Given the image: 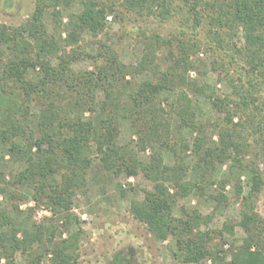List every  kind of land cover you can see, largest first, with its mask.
Instances as JSON below:
<instances>
[{
	"label": "trees",
	"instance_id": "trees-1",
	"mask_svg": "<svg viewBox=\"0 0 264 264\" xmlns=\"http://www.w3.org/2000/svg\"><path fill=\"white\" fill-rule=\"evenodd\" d=\"M35 1L32 15L19 26L0 24V164L6 156L22 163V169L13 175L14 184L31 189L35 201L49 208L57 220L44 217L40 222L33 221L22 215L18 205L14 213L0 210V264H21L16 262L18 252L28 255V264H41L49 254L53 264H80L83 230L63 238L59 222L78 219L72 213L73 198L88 184L93 154L117 176L142 173L153 183L142 199L131 200L130 212L148 226L157 240L173 237L177 245L174 255L181 262L264 264V218L254 204L264 186V171L260 163L245 161L251 145L244 136L246 125L235 121L237 115L242 120L252 105L259 108V93L264 89V0L121 3L127 11L142 14L148 10L156 15L158 11L162 18L184 14L187 24L192 21L190 26L194 28L208 20L217 45L224 48L229 44L227 38L233 40L240 34L243 45L234 44L244 56L240 81L231 79L232 93L227 95L216 94L207 83L198 85L188 79L189 71L200 67L198 60L191 59L196 42L175 37L178 52L170 51L167 60L171 62L162 68L158 52L172 46L174 39L157 33L145 41L144 54L137 63L121 61L116 50L105 44L92 55L102 62L96 71H75L72 64L80 54L75 49L68 52L65 47L78 45L86 31L94 35L105 31L108 17L118 16L117 4L105 0ZM76 1L81 10L69 14L65 22L63 10ZM48 9L55 20L53 31L45 22ZM145 71L153 72L155 77L129 90L131 81L127 76ZM188 88L194 95L208 97L212 108L221 114L217 142L208 139V124L197 120L199 106ZM99 91L104 94L102 98L98 97ZM166 91H175L179 127L196 133L192 144L179 129L173 133L172 123L157 103ZM254 110L248 116L255 115ZM121 118L131 119L139 127L140 150L155 149L148 161L141 159L130 143L119 142ZM188 151L196 157L197 179L188 178ZM166 152H172L173 164L166 163ZM229 159L233 163L228 176L216 181L218 165ZM245 174L248 191L242 180ZM231 181L241 205L237 223L228 221L221 229L200 230L202 224H209L212 215L204 216L198 209L175 215L179 197L205 195L211 184L220 188L212 198L219 204L226 202L224 190ZM7 183L0 165V191ZM237 225L245 236L240 245L226 251L215 240L224 241L225 233L233 234Z\"/></svg>",
	"mask_w": 264,
	"mask_h": 264
},
{
	"label": "rangeland",
	"instance_id": "rangeland-1",
	"mask_svg": "<svg viewBox=\"0 0 264 264\" xmlns=\"http://www.w3.org/2000/svg\"><path fill=\"white\" fill-rule=\"evenodd\" d=\"M105 1L106 3H116L118 12L116 18L108 17L109 23L106 30L97 35L86 31L78 45L65 47L68 52L75 49V52L80 54L72 64L75 71H96L102 62L93 58L92 55L100 51L105 44L116 50L121 61L137 63L144 54L145 41L157 33L165 38L174 39L172 46L168 45L158 52L162 68L171 62L169 59L167 60L169 52H178L176 40L184 38L186 41L198 43L195 51L191 53V59L198 60L200 67L199 70L189 71L187 74L189 80L198 85L209 84L218 95L232 93V78L236 82L240 81L244 56L234 48V44L243 45L240 34L233 40L227 38L226 42L229 44L224 48L217 45L218 41L210 29L212 26L208 20L194 28L190 26L192 21L187 24L184 14L162 18L158 11L157 15L148 13V10L142 14L137 11H127L121 4L124 0ZM35 3V0H0V24L19 26L32 15ZM80 10L81 6L78 1L65 8L63 10L64 21L68 20L69 14ZM45 22L50 31L55 29V20L51 9L46 11ZM224 45H226L225 42ZM235 57L236 59H234ZM214 64L217 69L214 68ZM32 73L37 75L36 71ZM154 77L155 75L151 71L128 75L127 79L131 81L129 90L135 89L144 80ZM188 90L199 106L197 120L208 124V139L211 143L217 142L220 130L217 123L222 121L221 114L212 108L211 100L208 97L200 93L194 95L190 88ZM259 94L260 100L257 103L259 108L252 105L250 110L244 113L242 120L241 115H237L235 121H243L246 125V130H243L244 136L251 146L246 152L245 161L260 163L264 171V89ZM103 96V92L99 91L98 97L102 98ZM175 98V91H166L157 98V103L165 110V117L172 123L173 133L179 129L182 136L192 144L196 133L187 127H179L180 118L174 111ZM254 108L256 114L248 116ZM90 115V113H86L87 117ZM138 129L139 127H135L131 119L121 118L118 140L122 144L130 143L138 150L139 157L148 161L155 149L153 147L145 150L139 149ZM92 159L93 163L87 174L88 184L84 190H78L73 198L72 213L78 219L59 222L63 238H67L74 231L83 230L80 239L79 263L197 264L181 262L174 255L177 245L173 237L165 241L157 240L148 226L136 219L130 212L131 200L142 199L146 191L153 188V183L142 173L130 176L122 173L117 176L103 167L98 155L93 154ZM165 160L168 164L174 163L172 152L165 153ZM186 160L189 166L188 178H199V171L194 168L196 157L193 152L188 151ZM232 163L233 161L229 159L225 163L219 164L214 179L217 181L228 176ZM0 165L8 181L0 191V210L7 209L14 213L16 205H18L22 215L26 218L32 217L33 221L40 222L44 217H51L50 219L53 221L57 220L49 208L35 201L31 189L19 188L14 184L13 175L22 169V163L13 162L9 156H6ZM242 180L245 191H248L250 187L247 174L242 176ZM171 190L173 191V188ZM219 192L218 185L211 184L207 187L205 195L192 193L179 197L174 213L179 217L187 211L198 209L204 216L212 215L209 224H202L199 227L200 230L221 229L228 221L237 223L241 218V205L236 199L234 182L231 181L224 190L228 196L226 202L219 204L212 198V195H218ZM254 204L256 210L264 218V186L255 198ZM244 236L245 231L237 225L233 234L225 233L224 241L217 238L215 242L222 245L224 250L229 251L232 245H240ZM16 257L17 263L28 264V255L25 253L18 252ZM210 263L211 260H208L207 264ZM41 264H53L51 255H45Z\"/></svg>",
	"mask_w": 264,
	"mask_h": 264
}]
</instances>
